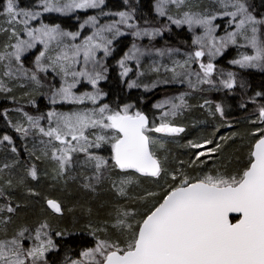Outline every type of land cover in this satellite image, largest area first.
<instances>
[{
    "label": "snow or ice",
    "instance_id": "1",
    "mask_svg": "<svg viewBox=\"0 0 264 264\" xmlns=\"http://www.w3.org/2000/svg\"><path fill=\"white\" fill-rule=\"evenodd\" d=\"M124 6L126 10L116 12L104 11L105 0H38L33 7L6 0L2 6L0 93L17 104L26 99L35 106V96L43 95L53 106H74L72 111L49 110L46 128L45 114L33 116L23 106L16 107L14 111L23 119L13 124L9 110H4V119L21 140L33 137L32 148L25 145L29 158L51 161L54 177L63 179L73 166L74 154H82L83 165L92 171L84 177V187L93 191L117 170L119 179L111 181L117 201L106 218L89 220L81 230L87 231L92 245L81 247L76 258L67 255L73 249L64 248L62 260H50V254L58 255L64 247L56 238L63 241L72 232L55 227L48 217L13 218L20 205L13 204L11 193L24 187L27 178L37 180L39 169L32 163L14 173L20 167L17 148L4 135L2 141L11 146L15 158L0 167V264H264V103L257 102L264 98V91L245 99L248 82L235 71L218 69L214 62L234 46L238 55L228 61L230 65L264 72V14H256L251 0H155L156 17L166 23L156 26L145 19L141 26L131 0H124ZM87 9L98 10L97 15L87 16L77 31L40 20L44 13L67 16ZM101 17L112 18L101 23ZM218 18L226 20L223 34L218 32ZM171 25L186 26L191 33V50L182 54V60L172 59L181 54L179 48L153 49L136 43L143 38L151 42L171 31ZM85 30H90L88 35L83 34ZM128 34L133 42L116 61L122 80L132 71L129 63H136L138 79L126 81L128 88L149 90L169 83L188 88L154 104L160 115L151 121L144 111H133V104L113 107L102 102L107 93L99 84L107 79L106 59L113 55L118 38ZM38 46L31 66H26L25 54ZM153 52L167 56L171 67L153 62L147 71L140 70L141 58ZM194 65L198 70L193 71ZM161 68L171 74L170 79L166 75L151 84L138 82L147 74L159 77ZM41 74L51 75L52 81L42 83ZM82 81L91 86L90 91L79 92ZM44 88L47 92L41 91ZM237 88L242 91L237 108L245 113V129L217 139L222 127L239 123L228 119L232 106L227 103V95ZM16 89H26L19 99L12 95ZM204 92L225 95L216 101L189 103L193 94ZM194 107L219 123L209 135L182 145L189 151L187 160L162 159L159 152L165 150L166 138L186 130L175 118ZM237 139L239 149L226 154L225 148ZM240 150L246 151L241 155ZM102 151L109 155L98 154ZM135 174L155 178V190L143 188L130 195V187L138 185ZM28 193L39 195L30 188ZM45 203L52 216H62L59 201L46 199ZM231 213L238 214L234 222Z\"/></svg>",
    "mask_w": 264,
    "mask_h": 264
},
{
    "label": "trees",
    "instance_id": "2",
    "mask_svg": "<svg viewBox=\"0 0 264 264\" xmlns=\"http://www.w3.org/2000/svg\"><path fill=\"white\" fill-rule=\"evenodd\" d=\"M20 7H33L38 3V0H17ZM131 2L137 8V18L142 25L145 19L156 21V14L154 13L153 5L155 0H131ZM6 3V0H0V11H2V6ZM254 5L257 15L264 14V0H251ZM104 11L105 12H116L120 10H126L124 6V0H105ZM98 10L90 9L85 12H81L79 16H91L97 15ZM44 23H59L61 27L67 31H77L79 27V21L73 20L72 16H62L57 13H44L40 18ZM40 20H37L39 23ZM2 23V21H0ZM217 23L221 25L219 29L223 28L224 22L222 20H217ZM3 37L0 36V40ZM165 39L168 45H179V43L189 44L190 38L187 34L185 28L177 30L171 28ZM131 43V38L129 36H123L118 38L117 42L114 44V53L112 56L106 59V63L109 66V71L107 73V79L100 82L99 87L102 91L107 93L106 97L103 99V103H108L115 107L117 104H133L135 108L133 111L139 109L144 111L145 114L149 116L150 121L153 119L154 111L151 110L150 106L155 102H158L165 98V96L178 92L181 88L178 87H167V88H155L153 91H146L140 88H128L126 81L129 80V76L125 77L123 80L119 76L120 69L116 64V61L123 55V53L128 49ZM185 43V44H186ZM238 55V50L236 47H231L225 51V53L218 57L214 62L217 64L218 69H224L225 71H235L238 73L239 78L245 79L250 90L247 92V96L254 95L257 91H264V72L260 70L246 69L240 70L239 68L232 66L228 63L230 59L235 58ZM83 86V85H82ZM87 89V87H86ZM13 95V94H12ZM224 93L208 92L207 99L209 100H219ZM242 91L237 88L234 94L227 95V103L232 106V110L229 111L228 119L232 120L234 123L239 120V123L235 124V127L228 128L222 127L217 134V139L219 136L230 135L233 131H244L245 122L243 116L245 113L237 108V103L240 100ZM16 96V95H15ZM19 99V98H18ZM205 98L200 93H195L192 98L189 99V103L192 105H198L202 103ZM258 103H264V98H257ZM14 104L11 100L6 98L4 93H0V164L3 165V161H6V157L9 159L15 158L11 153V146L7 142L2 141L4 135H9L15 147L17 148V153L20 161V167L14 169V173L22 172L24 166V160L27 154L25 153V147L21 142V138L18 133L8 124V121L4 119V110L8 109V117L11 111V105ZM38 111L45 113L50 107L60 108L57 106H49L44 102L43 98H40L36 104ZM252 105H249V111L252 109ZM33 110L35 106L29 107ZM67 110L72 109L71 106L65 107ZM63 108V110L65 109ZM66 111V110H64ZM11 120V118L9 117ZM181 123L186 130L184 133L179 134L174 138H168V142L165 145V150L162 152V159L167 156L171 162L173 157L178 160H187L189 157V151L183 148L182 145L186 144L188 140L196 139L200 136L209 135L213 129L219 123L218 120L214 121L212 118L208 117L207 112L204 109L198 107L186 110L181 115ZM241 141L237 139L235 143L230 142L225 148L226 154H231L235 150L239 149ZM24 151V152H23ZM246 150H240L239 154H243ZM100 155H109L108 151L98 152ZM28 160V159H27ZM211 165V162H209ZM2 165L0 167H2ZM116 173V172H115ZM111 174V179L113 174ZM118 173V170H117ZM139 183L133 186V190L130 195L140 191L143 188H149L150 183L153 184L155 178H144L137 176ZM111 179L105 180L101 185L96 186L95 191H86L78 186V183L73 182L72 184H66L63 186L51 185L48 180L43 178V176L35 181L29 177L26 180V185L21 187L11 193L13 204H19L20 208L17 210L14 219L28 218L33 219H43L48 217L52 220L53 225L59 228H68L72 235L65 238L63 241L60 238H56L58 243H62L64 247L61 248L58 255L50 254L49 259H55L57 262L63 259L65 255L64 248H71L73 251L68 252L72 258H76L78 251L81 247L91 246L92 239L87 235V231H81L84 226L92 220L93 222L103 220L107 216V212L111 204L117 201L115 191L111 187ZM154 186V184H153ZM155 187V186H154ZM32 189L39 193L37 196L29 195L28 189ZM96 193V194H95ZM51 197L58 199L63 205L62 216H52L50 210L45 206V198ZM3 201H0V203ZM89 202V203H88ZM122 203V201H120ZM91 209V216L88 214V210ZM235 220L236 218H231Z\"/></svg>",
    "mask_w": 264,
    "mask_h": 264
},
{
    "label": "rangeland",
    "instance_id": "3",
    "mask_svg": "<svg viewBox=\"0 0 264 264\" xmlns=\"http://www.w3.org/2000/svg\"><path fill=\"white\" fill-rule=\"evenodd\" d=\"M87 10H90V9H87ZM87 10H77L75 13L69 14V16H72L73 20L79 21V24H80V23L83 22L84 19L87 18V16H85V15L84 16H79V14L81 12H85ZM111 18L112 17H101L100 18V22L101 23L108 22V20H110ZM155 19H156V21L154 23L156 24V26H160V25L166 23V20H164L163 18L156 17ZM218 20H222L224 22V24L226 23V20H223V19H220V18H218ZM216 23H217V21H216ZM36 24H38V22L37 21H34L33 22V25L35 26ZM141 26H143V24ZM170 27L171 28H175L177 30H180L181 28H185L186 31H187V34H188V36L190 38L189 44H187V43L186 44L185 43H179V45H168L167 40L165 39V36H166V34L169 31H165L161 36L156 37L151 42L147 38H143V39L137 40L136 43L139 46H141V47L148 46V47H151L153 49H155V48H164V47L179 48L181 54L172 57V59L182 60L184 58L182 54L185 53V52H187V51H190L191 50L189 48V45L191 44V33L188 32L186 26H182L181 28H177L175 25H171ZM78 29H79V27H78ZM89 32H90V30H85L83 32V34L84 35H88ZM218 32H219V34H223V28L222 29H218ZM125 36H129L131 38V43H130V45H131L132 42H133L132 36L130 34L125 35ZM130 45H129V47H130ZM231 47H234V46H230L229 48H231ZM38 51H39V46H38L37 49H33V50H31L30 53L25 54V60H24V62H25V65L26 66H31V62L34 60L35 55L38 54ZM101 55H102V53H101ZM153 62H158L160 64L168 65L169 67H171V60L167 56H165V57H158L153 52L151 55H146V56H144V57L141 58V69L140 70L147 71L148 67L150 65H152ZM205 62H207L206 58H205ZM128 66L130 68H132V71L128 75L129 76V80H137L138 78L136 76L137 69H136V63H135V61L130 62ZM195 70H198V68H197V66L194 65L193 66V71H195ZM253 70H259V69H253ZM166 75H167V78L170 79L171 74L170 73L165 74L163 68H161V72H160L159 77H157L156 74H147L146 76L139 78L138 82L141 83V84H144V83L151 84L154 80H157V79H161L162 80V79H164ZM52 79L53 78H52L51 75H48L47 78H45L44 74H41L42 83H45V84L50 83L52 81ZM57 85H58V81H57ZM86 87H87V89H86ZM167 87H178V88H181V89L178 90V92H174L173 94H170V95L165 96V98L166 97H172V96L178 95V94H180L182 92L188 91V88H187V85L186 84L181 85L179 83L158 84L157 87H155V88H167ZM77 88H78L79 92L90 91L91 90V86L88 85L86 82H83V81L81 82L80 85L77 86ZM139 88L145 90L143 87H139ZM155 88H150L149 90H146V91H153ZM25 90L26 89H16V90H14V92L12 94L14 96L16 95L17 98H20L22 96L23 91H25ZM41 91L42 92H47V89L44 88V89H41ZM200 94L202 96H204L205 99H207L208 92H204V93H200ZM193 96H194V94H193ZM40 98H43L44 99V102L46 104H49V106H53L50 103L49 99H46L45 96H43V95H36L35 96L36 104H37V102H38V100ZM190 98H192V97H190ZM201 102H203V101H201ZM156 103L157 102H155L154 104H156ZM36 104H35V108H33V110H30L29 107H31L32 105L28 104L26 99H19V103L18 104L17 103L12 104L11 105L12 108H11V111H10V114H9V117L11 118L12 123L15 124L17 121H20V120L23 119V117L19 113H17V112L14 111V109L16 107L23 106L24 110L27 111L30 115L39 116V115L45 114V119L42 121V124L46 128L48 126V122H47V119H46V113L49 110H51L53 107H50L49 110H47L45 113H41L40 111H38V109L36 107ZM57 105L60 107V108H55L57 111H64V110H66V111H72L74 109V106L73 105H70V104H59L58 103ZM57 105H55V106H57ZM153 105L150 106V109L151 110H156V111H154L153 118L154 117H159L160 111L157 110V109H155L153 107ZM66 106H71V108L72 107L73 108L67 110L65 108ZM63 108H65V109L63 110ZM181 120H182L181 119V116H179V117L175 118V123L178 126H181L180 125ZM156 123H159V120L158 119L156 120ZM153 135H159V134H153ZM167 140H168V138H166L165 145L168 142ZM21 142H22V144H23L24 147H25V145H27V147L29 149H31L32 148V145H33V137L32 136H29L27 139L21 140ZM0 144H2V143H0ZM163 151L164 150H161L159 152V155H160L161 158H162V152ZM25 153L27 154V156H26V159L24 160V163H22V166L25 167L26 165H30L32 163H35L37 165L38 169H39V171H38V179H40L43 176V178H45V179L48 180V183H50L51 185L53 184V185H58V186H63V185H66V184H72L73 182H76V183H78V186L80 188H82V189H84L86 191H93L91 189H87V188L84 187V183H85L84 177L85 176H91L92 175V171L90 169H88L86 166L83 165L82 162L84 160V157H83L82 154H74L73 166L66 172V174H65V176H64L63 179H58V178H55L54 177V173H53L54 165L51 163V161H36L34 157L30 159L29 158V155H28V153L26 151H25ZM9 158L10 157L7 156L6 157L7 160L6 161H3V164L5 162H7L8 160H10ZM1 165L2 164H0V166ZM209 167H211L210 164H209ZM137 176H139V175L138 174H135V178L138 180ZM113 179H119V173L116 172L115 174H113V177H112L111 181ZM105 180L107 181L108 179H105ZM105 180H103L99 185H101ZM32 181H35V180H32ZM111 181H110V184H111V187H112ZM138 183H139V180H138ZM96 186H98V185H96ZM96 186H95V188H96ZM133 186H135V185H133ZM133 186L130 187L129 194L133 190ZM147 189L155 190V187L153 186V184L150 183L149 188H147ZM46 199H56V198L46 197L45 198V201H46ZM56 200L59 201L58 199H56ZM45 206H46V203H45Z\"/></svg>",
    "mask_w": 264,
    "mask_h": 264
},
{
    "label": "water",
    "instance_id": "4",
    "mask_svg": "<svg viewBox=\"0 0 264 264\" xmlns=\"http://www.w3.org/2000/svg\"><path fill=\"white\" fill-rule=\"evenodd\" d=\"M139 175V174H138ZM231 218H238V214H236V213H231L230 214V219Z\"/></svg>",
    "mask_w": 264,
    "mask_h": 264
},
{
    "label": "flooded vegetation",
    "instance_id": "5",
    "mask_svg": "<svg viewBox=\"0 0 264 264\" xmlns=\"http://www.w3.org/2000/svg\"><path fill=\"white\" fill-rule=\"evenodd\" d=\"M233 222H234V220H233Z\"/></svg>",
    "mask_w": 264,
    "mask_h": 264
}]
</instances>
